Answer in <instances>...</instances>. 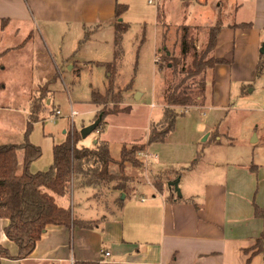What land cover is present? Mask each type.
Masks as SVG:
<instances>
[{"label": "rangeland", "instance_id": "1", "mask_svg": "<svg viewBox=\"0 0 264 264\" xmlns=\"http://www.w3.org/2000/svg\"><path fill=\"white\" fill-rule=\"evenodd\" d=\"M192 1L189 9L185 10L180 0H158L153 4H149L148 0H119V4L127 5L120 18L130 25L123 38V59L112 77L113 91L122 103L109 104L106 110L102 105H94L91 99L93 92H106L112 70L107 72L105 66L94 61L106 63L113 60V25L87 31L60 27L54 29L55 32L48 30L49 35L43 27L39 37L38 31H23L27 23L20 22L23 27L19 25L21 30L17 32L14 29L16 24L0 19V146L25 142L39 146L42 154L31 164L30 171H46L53 163L54 146L64 142L72 131L81 133L83 128L95 121L100 122L99 113L104 111L103 123L100 122L98 129L86 138L81 135L78 146L92 148L99 138L104 139L109 142L114 159L120 158L123 146L142 149L137 154L138 166L129 165L126 170L132 178L130 188L134 189L129 200L138 210L135 225L145 218L140 212L145 207L142 201L149 202L148 199L158 191L156 185L161 184L160 192L163 193L169 190L171 182L179 180L180 193L174 189L169 197L175 194L183 200L186 197L183 192L188 187L198 197L204 198L205 185L231 183L235 187L231 197H241L246 181L238 176L239 170L252 175L260 174L258 194L264 205V70L254 81L237 79L234 72L228 78L223 77L225 86L217 98L214 97L215 83H209L204 102L178 108L180 114L165 143H153L143 149L151 128L163 118L167 107L164 98L166 90L170 87L173 88L170 92L176 88L180 90L185 79L179 69L176 72H160L156 65L157 52L165 44L178 53L173 44L178 42L179 29L184 24L189 25L198 51L207 47L208 31L216 19L215 6L213 9L211 4L219 0ZM229 1L234 9L247 0ZM157 6L164 11L163 27L157 26ZM250 20L246 8L236 14L237 23ZM229 31L228 28L222 30V40ZM163 32L168 36L166 40L163 39ZM45 40H48V46L44 45ZM253 40L252 36H241L240 33L233 36L232 66L237 61L248 67L255 55L260 56L264 32L259 39L255 38V43ZM59 47L82 50L66 67V63L61 65L57 53ZM54 58L60 65V72L56 70L58 65H55ZM186 63L189 64L190 59ZM215 74V71H209L207 80L211 82ZM48 81L52 83L48 85L50 94L45 116L42 121L30 126V101L38 88ZM225 97L230 100L229 104H223ZM198 155L195 166L187 169ZM18 157L21 167V150ZM251 167L257 172H252ZM109 191L106 187L102 190L74 187L69 201L59 197L56 201L61 206L71 205L72 208L73 205V215L77 220L83 211L82 214L92 221L104 215L110 216L108 205L112 210L113 204L107 196Z\"/></svg>", "mask_w": 264, "mask_h": 264}, {"label": "crops", "instance_id": "2", "mask_svg": "<svg viewBox=\"0 0 264 264\" xmlns=\"http://www.w3.org/2000/svg\"><path fill=\"white\" fill-rule=\"evenodd\" d=\"M118 2L119 0H0V19L3 18L8 24H16L14 29L17 32L21 30L19 25L23 27L20 22L27 23L23 31H38L39 37L43 27L47 35L48 30L55 32L54 29L60 27L68 30L77 28L79 31L90 28L97 30L104 25L114 24ZM244 8L251 20L242 23L250 22L252 28L228 29L230 31L226 32L223 40L221 31L213 52L216 57L229 59L231 66L234 60L230 57L233 54V36L239 33L241 36H252L255 43V38L259 39L264 32V0H247L239 5L237 13ZM44 45L48 46V40L44 41ZM81 50L82 48L71 51L59 47L57 53L60 55L61 65L66 63L67 67L72 64ZM259 57L255 55L248 67L237 61H234L232 69L229 65L217 66L214 70V97L217 98L225 86L223 77L228 78L233 72L237 79L254 81L258 75ZM54 63L58 65L57 72H60L57 60ZM229 102L225 97L223 104ZM238 176L246 181L241 197H231V191L235 190L231 183L205 185L204 198L198 197L188 187L183 192L186 194L183 200L178 199L175 194L169 197L174 190L171 184L168 185L169 190L163 193L160 192L162 189L155 187L158 191L148 199L149 202L142 201L145 207L140 212L145 218L138 225H135L138 210L129 200L131 194L110 190L107 193L113 204L112 210L111 205H108L110 216L104 215L91 221L82 211L78 217L79 221L94 222V227L51 228L42 237L29 260L3 259L2 264H248V256L243 249L253 246L263 230V221L254 217L253 207V201L264 207L261 195L258 194L261 176L258 172L252 175L242 170L238 171ZM236 178L238 179L237 176ZM73 190L74 188L68 195L60 198L65 202L69 201L71 195L73 197ZM90 194L93 198V191ZM64 207L70 208L74 213L73 205L72 208L71 205ZM7 224V220L0 219V245L8 247L11 254L16 255V245L4 234ZM250 264H264L263 254L254 256Z\"/></svg>", "mask_w": 264, "mask_h": 264}, {"label": "trees", "instance_id": "3", "mask_svg": "<svg viewBox=\"0 0 264 264\" xmlns=\"http://www.w3.org/2000/svg\"><path fill=\"white\" fill-rule=\"evenodd\" d=\"M229 0H219L211 6L216 11L214 24L209 28L207 47L198 51L196 39L190 34L189 25L184 24L179 29V40L173 44L178 48L175 53L173 48L163 44L162 49L157 52L156 65L160 72L171 70L184 74L182 85L176 88H168L165 93L166 110L163 113L161 122L151 128L147 142L149 146L153 143H165L168 135L174 130L175 122L179 116L178 108L197 106L204 102L207 85H214L215 79L207 80V73L214 72L219 65H229V61L216 57L213 52L217 46L218 38L224 28L247 30L252 28V23L235 22L239 6L229 4ZM192 0H180L182 8L189 9ZM233 9V13H230ZM127 5L117 3L115 9L116 20L114 26V53L113 60L106 63H97L110 71L108 88L105 93H92L91 102L106 110L109 104H116L117 94L113 91L112 77L115 74L119 63L124 56L123 38L130 25L119 21ZM233 14V18L231 15ZM164 11L157 6V26L163 27ZM226 19V21H224ZM227 20H230L228 22ZM225 22H228L225 24ZM161 23V24H160ZM227 25V26H226ZM88 36H86L87 38ZM163 32V39H167ZM164 43V40H163ZM190 59V63L186 61ZM264 70V58L260 55L257 63V73ZM199 78V80H196ZM192 80L186 84L187 81ZM48 81L38 88L30 101L29 125L42 121L47 111V99L50 94ZM99 120L102 122L104 111L99 113ZM103 123V122H102ZM105 123V122H104ZM99 127V126H98ZM97 127V129H98ZM96 129V130H97ZM81 133L72 131L69 137L53 148V163L46 171L31 172V164L38 159L42 150L30 142L22 144H8L0 146V219H5L8 224L4 227L6 238L16 245L18 252L12 255L8 247L0 245V264L3 259L25 261L29 260L36 250L42 237L49 229L54 227H80L90 229L94 223L77 220L70 208L57 203V197H64L71 192V189L92 188L102 190L104 187L110 190H117L124 194L133 191L130 188L132 178L127 174L128 166L137 167L138 149L126 146L122 147L120 158L114 159L111 155L110 144L104 139H98L94 147H79L78 141ZM23 152V162L19 166L18 152ZM199 160L197 158L186 167L191 169ZM255 167V166H254ZM252 170H254L252 168ZM179 175V173H178ZM162 189L161 184L156 185ZM169 199V198H168ZM121 201V199H118ZM170 201V200H169ZM254 217L263 221V230L256 239L253 246L243 249L248 256L247 263L250 264L254 256L264 254V207H260L253 201ZM74 264H98L75 262Z\"/></svg>", "mask_w": 264, "mask_h": 264}, {"label": "water", "instance_id": "4", "mask_svg": "<svg viewBox=\"0 0 264 264\" xmlns=\"http://www.w3.org/2000/svg\"><path fill=\"white\" fill-rule=\"evenodd\" d=\"M119 21H122V19L120 18ZM260 53H261V54H264V45H263L262 49L260 50ZM99 123H100L99 121H95V122L92 123L91 125H89V126L83 128V130H82V132H81L82 137H83V138H86L89 134H91L94 130H96L97 127L99 126ZM254 141H256V139H255ZM178 182H179V180H176V181H174V182H171L170 184H171L172 186H174V189H176V191H178V192L180 193V190H179V188H178ZM179 195H180V194H179Z\"/></svg>", "mask_w": 264, "mask_h": 264}, {"label": "built area", "instance_id": "5", "mask_svg": "<svg viewBox=\"0 0 264 264\" xmlns=\"http://www.w3.org/2000/svg\"><path fill=\"white\" fill-rule=\"evenodd\" d=\"M155 1L158 2V0H148L149 4H153ZM59 113V111H58ZM75 114V112H73ZM147 156V155H146ZM107 256L109 255V253L106 254Z\"/></svg>", "mask_w": 264, "mask_h": 264}]
</instances>
